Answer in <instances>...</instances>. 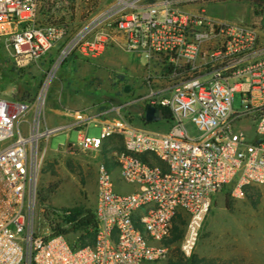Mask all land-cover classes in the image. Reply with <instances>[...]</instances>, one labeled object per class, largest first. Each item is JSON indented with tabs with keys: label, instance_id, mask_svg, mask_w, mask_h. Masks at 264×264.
<instances>
[{
	"label": "built area",
	"instance_id": "1",
	"mask_svg": "<svg viewBox=\"0 0 264 264\" xmlns=\"http://www.w3.org/2000/svg\"><path fill=\"white\" fill-rule=\"evenodd\" d=\"M206 1L216 0H113L70 35L35 25L39 0H0V42L18 67L40 63L66 41L33 103L6 98L0 89V264H159L170 255L167 243L183 212L180 251L190 259L216 195L231 186L242 199L248 188L264 185V29L213 19L201 7ZM109 48L143 62L138 91L106 111L118 119L94 122L98 137L89 136L93 121L78 113L68 124L49 126L45 102L61 64L75 53L96 59ZM148 106L170 112L167 121L158 110L169 124L165 133L127 121L126 115L145 116ZM71 129L79 134L70 147L82 152H98L120 135L125 151L113 155L122 183L132 187L117 193L109 168L99 166L96 241L79 249L64 236L35 231L42 145Z\"/></svg>",
	"mask_w": 264,
	"mask_h": 264
},
{
	"label": "rangeland",
	"instance_id": "2",
	"mask_svg": "<svg viewBox=\"0 0 264 264\" xmlns=\"http://www.w3.org/2000/svg\"><path fill=\"white\" fill-rule=\"evenodd\" d=\"M217 1V2H216ZM201 5L207 15L225 23H243L264 29V11L255 7L252 0H216ZM113 0H39L35 25L40 28L56 26L67 28L70 35L81 30L93 18L102 13ZM66 42V41H65ZM59 44L46 53L36 65L20 68L6 53L0 42V89L6 98H17L30 91L38 94L53 63L65 45ZM142 61H135L125 52L110 48L96 59L84 58L75 53L66 59L49 84L45 102V119L49 126L68 124L75 115L81 114L90 125L89 136L98 137L101 127L98 120L118 119L117 114L106 113L113 106L126 102L129 92L136 93ZM144 93V92H143ZM236 110L241 109V97L236 94L233 101ZM127 121L135 128L165 133L169 124L158 121L146 126L142 119L131 116ZM22 128H28L32 117L28 116ZM191 136L197 137V129L186 122ZM79 132L68 130L44 142L46 149L43 166L39 174L38 193L50 185L59 189L49 203L39 199L35 209V231L39 236H49L51 230L46 216L57 223L65 222L64 216L77 212L83 215L95 209L98 188V168L106 164L112 173L117 193H129L132 187L124 186L116 162L115 148L122 145L121 137L115 136L98 152H82L71 148L76 145ZM156 160L154 163H158ZM160 163V162H159ZM124 190H123V189ZM229 204L230 209L226 207ZM186 218L188 216L183 212ZM177 219V218H176ZM175 219V220H176ZM176 223L174 224L175 227ZM70 229L71 224H65ZM186 229V227L184 228ZM81 232H71L67 239L81 245ZM172 233L168 241L170 255L159 264H264V185L246 190L245 197L237 199L232 187H224L215 197L207 216L200 240L192 258H185L180 251V242H173Z\"/></svg>",
	"mask_w": 264,
	"mask_h": 264
},
{
	"label": "trees",
	"instance_id": "3",
	"mask_svg": "<svg viewBox=\"0 0 264 264\" xmlns=\"http://www.w3.org/2000/svg\"><path fill=\"white\" fill-rule=\"evenodd\" d=\"M250 2L255 7H258V8H261L264 10V0H252ZM263 13H264V11L260 12L259 14H263ZM15 99L23 101V102H27V103H33L34 100L36 99V94H32L28 90V91L24 92L23 96H20L19 99H17V98H15ZM158 110L161 113L163 120H167V121L171 120V114H170V112H168V110H166L164 108H159ZM125 117L129 120L132 119V117H130L128 115H126ZM139 119H142V121L144 122V124L146 126L149 125L145 120V116H143L142 118H139ZM115 136H117V135L112 136L111 138L106 140L105 143L108 142L109 140H113ZM118 136H120V135H118ZM121 142H122V145L118 149L115 148L119 152L125 151V145H124V141H123L122 137H121ZM105 143H104L103 147H105ZM141 157L143 159H146L144 156H141ZM157 162H158L157 165H160V166L162 165L161 163H159V161H157ZM58 189H59L58 185H50L47 189H43L40 193H38L40 201L44 204L49 203L51 201L52 197L58 191ZM39 199H38V201H39ZM226 207L230 209V206L228 203L226 204ZM45 219H46L47 224L51 230V237H53V236H64L66 238V240L70 243V245L74 249L84 248L87 246H93L95 241H96V234H97V230H98V221H97V218L95 216L94 210L86 211L81 216L77 212H72L70 215L64 216L65 222H63V223H57L55 220H51L48 215L46 216ZM187 222H188V218H186V216H184V214L178 215L177 219L175 220L176 225L173 229V234L175 235L173 242H180L182 240L184 232H185L184 228L186 227ZM68 223L71 224V228L65 229L64 225L68 224ZM71 232H73V233L81 232V234L79 236V242L81 243V245L73 244L67 239L68 235Z\"/></svg>",
	"mask_w": 264,
	"mask_h": 264
},
{
	"label": "water",
	"instance_id": "4",
	"mask_svg": "<svg viewBox=\"0 0 264 264\" xmlns=\"http://www.w3.org/2000/svg\"><path fill=\"white\" fill-rule=\"evenodd\" d=\"M145 120L148 124H152L154 122L160 121L161 118L159 116L158 109L148 106L146 109Z\"/></svg>",
	"mask_w": 264,
	"mask_h": 264
},
{
	"label": "crops",
	"instance_id": "5",
	"mask_svg": "<svg viewBox=\"0 0 264 264\" xmlns=\"http://www.w3.org/2000/svg\"><path fill=\"white\" fill-rule=\"evenodd\" d=\"M109 49H110V48H109ZM109 49H108V50H109ZM112 49H114V48H112ZM115 50L118 51V50H120V49L115 48ZM81 56H82V55H81ZM83 57H84V58H87V57H85V56H83ZM129 93H130V92H129Z\"/></svg>",
	"mask_w": 264,
	"mask_h": 264
}]
</instances>
